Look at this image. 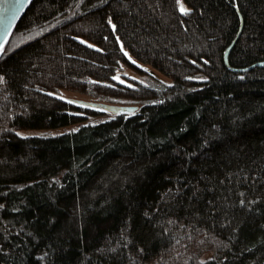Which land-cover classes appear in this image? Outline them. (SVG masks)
<instances>
[{
    "label": "trees",
    "instance_id": "16d2710c",
    "mask_svg": "<svg viewBox=\"0 0 264 264\" xmlns=\"http://www.w3.org/2000/svg\"><path fill=\"white\" fill-rule=\"evenodd\" d=\"M183 1L28 5L0 56V264H264V0ZM128 54L172 82H116Z\"/></svg>",
    "mask_w": 264,
    "mask_h": 264
},
{
    "label": "rangeland",
    "instance_id": "374dc122",
    "mask_svg": "<svg viewBox=\"0 0 264 264\" xmlns=\"http://www.w3.org/2000/svg\"><path fill=\"white\" fill-rule=\"evenodd\" d=\"M178 8L181 11V5H183L186 9H188L187 5L184 3L183 0H178ZM184 12V11H182ZM129 59L134 62L136 68L133 66H129L127 64H121L114 74V80L120 84L126 85V86H134L137 83H141L143 85H148L152 87H159L161 84H170L172 82V79L161 73L160 71L154 69L148 64L138 62L133 57H131L129 54ZM119 77V79H117ZM64 96L67 97H74V98H81L85 100H92V101H99L104 103H110V104H117V105H132L129 104L125 99L122 98H102L97 97L94 95H88V94H82L78 92H71V91H63L61 92ZM109 112H100L96 115L89 116L84 122H97L102 119H105L109 116ZM79 124H73L69 126H64L60 128H54V129H45V130H38V129H24L19 130L18 133L23 135L27 134H55V133H62L71 129H75L78 127Z\"/></svg>",
    "mask_w": 264,
    "mask_h": 264
},
{
    "label": "water",
    "instance_id": "95a60500",
    "mask_svg": "<svg viewBox=\"0 0 264 264\" xmlns=\"http://www.w3.org/2000/svg\"><path fill=\"white\" fill-rule=\"evenodd\" d=\"M31 1L32 0H0V56L3 53L19 19L21 18V16L25 12L26 8L31 3ZM239 16H240V27L237 31V34L235 35L231 43L224 50L223 56H224V62L226 64L228 60L229 50L233 45V43L235 42V40L237 39L242 25V17L241 15ZM256 64L260 65L262 64V62H257ZM231 69L239 70V71L243 70V68L240 69L231 68ZM75 102H77L78 104H83L85 106L109 111L112 113L133 111L137 108L136 105H117V104H110V103L85 100V99H75Z\"/></svg>",
    "mask_w": 264,
    "mask_h": 264
},
{
    "label": "snow or ice",
    "instance_id": "6c2138e0",
    "mask_svg": "<svg viewBox=\"0 0 264 264\" xmlns=\"http://www.w3.org/2000/svg\"><path fill=\"white\" fill-rule=\"evenodd\" d=\"M181 11H188V9L181 5ZM117 79H119V77H117ZM201 79H203V77H201ZM21 135H23V133H21Z\"/></svg>",
    "mask_w": 264,
    "mask_h": 264
}]
</instances>
